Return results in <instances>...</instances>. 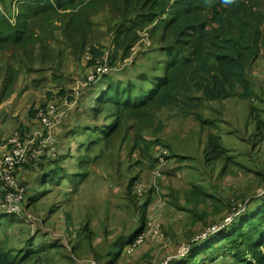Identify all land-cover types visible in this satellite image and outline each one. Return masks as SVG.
<instances>
[{
	"label": "trees",
	"instance_id": "16d2710c",
	"mask_svg": "<svg viewBox=\"0 0 264 264\" xmlns=\"http://www.w3.org/2000/svg\"><path fill=\"white\" fill-rule=\"evenodd\" d=\"M4 1L0 0L2 7L4 5L0 10V54L10 52L13 62L27 71L33 67H40L41 71L45 66L55 69L53 63L63 54L75 62H80L83 56L88 57V67L102 64L98 59L105 46L98 44L95 35L96 27H99L95 17L102 13L113 54L108 64L110 67L117 57L124 60L132 55L133 47L144 32L160 51L147 57L148 67L132 60L131 71L124 73L125 76H97L96 80L101 78L98 87L94 89L96 83L89 86L86 93L91 97L85 102L86 110L75 114L73 120L78 122L72 121L74 126L68 132L78 144L77 151L92 149L99 138H111L130 121L149 123L151 110L157 107L178 108L182 114L188 115V108H198L202 101L242 98L250 102L255 120L253 138L247 139L248 142L253 140L251 151L258 146L264 153V120L251 103L256 99V93L246 75L248 66L258 58L262 45L264 0H18L13 21L9 14L11 8ZM16 78L17 72L7 75L0 101ZM46 95L50 97L52 93ZM64 95L62 92L57 94ZM36 113L35 109H30L32 117ZM86 114L89 120L84 119ZM102 114L103 121L100 122L98 117ZM207 121H199L201 129L216 124ZM161 129L158 124L154 130L160 132ZM206 138L201 150L202 169L206 174L213 175L217 170L221 178L228 172L241 174L242 169L250 168L235 160L223 145L221 135L208 132ZM138 142L137 139L133 148ZM141 142L146 147L152 143L145 137ZM163 156L167 162L174 157ZM72 157L78 160V167L88 163L80 155ZM256 160L258 164L249 163L254 164V169L258 168L253 171V180L261 185V190L249 188V198L231 196L221 187L225 200L221 204L215 203V195L196 184L185 193L184 205L178 207L187 211L194 223L200 219L206 223L204 219L208 212L205 207L199 211L198 205H207L208 199H212L210 212L218 214L222 206L227 217L235 216L226 224V216L219 217V224H215L221 226L218 231L202 240L188 242L192 254L171 258L167 264H206L205 260H198L201 256L211 262L222 259L223 264H264V157ZM33 165L31 161L26 166L34 168ZM235 166L239 168L233 171ZM63 170L59 166L41 172L40 181L29 191L24 208L36 201L33 206L41 207L37 206L39 198L36 196L50 192L51 189L44 191L43 185H51ZM71 174L70 181H74V176L82 178L86 172L77 170ZM131 181L128 192L134 178ZM241 202L255 206H241ZM139 204L127 234L102 245L100 251H92L93 258L87 261L78 260L75 255L77 247L65 246L61 239L48 235L45 227L36 225L33 231L19 232L18 226L26 225L20 216L7 215L6 220L5 214H0V264H116L123 252L121 247L135 244L139 237H143L142 242L145 239L148 199L144 206ZM49 210L45 212L44 220L35 223H44L51 213ZM11 226H14V234L9 232ZM68 229L65 227L63 231L66 233ZM88 231L91 232L88 220L77 226V232L84 233L87 238ZM185 234L193 235L192 232Z\"/></svg>",
	"mask_w": 264,
	"mask_h": 264
},
{
	"label": "rangeland",
	"instance_id": "374dc122",
	"mask_svg": "<svg viewBox=\"0 0 264 264\" xmlns=\"http://www.w3.org/2000/svg\"><path fill=\"white\" fill-rule=\"evenodd\" d=\"M9 14L12 15V11ZM104 16L102 13L95 17L100 27H96L95 35L98 44L105 46L98 63L102 62L110 68L106 75L122 77L127 75L124 73L129 74L132 60L148 67L150 63L147 57L160 51L145 32L141 33L129 58L119 60L117 57L114 65H108L113 54L109 35L105 34ZM261 30L260 53L248 66L246 75L256 93V99L251 103L264 120V24ZM66 55L57 59L58 66L57 61L53 63L55 69L45 66L41 71L40 67L27 71L13 62L10 52L0 54V96L7 75L17 72V78L4 91L5 96L0 101V141L12 133L34 140L30 145L33 156H29L17 169L20 184L27 186L28 190L36 188L41 172L63 167V173L56 176L51 185L45 184L42 187L44 191H51L36 196L39 198L37 206H42L34 207L36 201L24 208V211L32 210L33 221H42L45 212L53 208L49 210L52 214L48 213V219L37 225L45 227L48 235L61 239L65 246H76L75 255L78 260L92 259V251H100L102 245L110 244L119 236L127 234L136 206L139 203L144 206L147 199L145 239L142 242L143 237H139L135 244L121 247L123 252L116 264H167L171 258L173 260L179 255H191L190 249L185 253L190 248L188 242L201 235L210 225L219 224V217H227L226 209L222 206L218 214L210 212L212 199H208L207 205L200 207H205L208 212L204 219L206 223L203 222L205 227H196L190 236L186 232L177 231L182 223L189 222L187 211L178 206L184 205L185 193L192 185L207 188L215 195L213 202L220 204L226 196L221 187L228 190L231 196L242 195L245 198L251 197V193L248 194L249 188L261 190V185L253 180V171L258 168L254 169V164L249 162L258 164L255 158L263 160L264 153L258 146L251 151L253 140L248 142L247 139L253 138L255 120L250 102L242 98L202 101L198 108H188V115L182 114L178 108L157 107L151 110L149 123L130 121L126 128L116 132L110 139L99 138L92 149L82 148L77 151L78 144L73 141V134L68 132L74 126L72 121L75 124L78 122L73 120L75 114L86 110L85 102L91 97V94L86 93L87 89L92 83H96V89L101 78L88 80L95 69L87 66L88 57L83 56L80 62H75ZM47 92L52 95L47 97ZM61 92L65 95L57 96ZM30 109L37 111L33 117ZM39 111L45 114L49 125L43 122L38 115ZM103 116L98 117L100 122ZM84 119L89 120L87 114ZM206 120L216 124L201 129L199 121ZM158 124L162 129L155 132ZM208 132L221 135L223 145L235 156V160L253 169L245 166L248 169H242L241 174L228 172L221 178L217 170L213 175L206 174L202 169L204 161L201 150L206 144ZM143 137L149 143L152 142L150 147L141 142ZM137 139L139 144L133 148ZM75 155L85 157L87 165L78 167V160L72 157ZM163 155L175 158L167 162L163 160ZM31 161L34 168L26 166ZM238 168L235 166L232 170ZM77 170L79 173L86 172V175L82 178L76 175L72 178L74 181H70L71 173H77ZM132 178L134 184L128 192L127 187L132 183ZM249 205L255 206L241 202V206ZM87 220L91 229L88 238L84 233L77 232V226ZM13 227L9 229L10 234H14ZM65 227L69 228L66 233L63 231ZM3 231L6 232L5 228ZM198 260H205L206 264H223L222 259L211 262L206 256L198 257Z\"/></svg>",
	"mask_w": 264,
	"mask_h": 264
},
{
	"label": "built area",
	"instance_id": "2783aa9c",
	"mask_svg": "<svg viewBox=\"0 0 264 264\" xmlns=\"http://www.w3.org/2000/svg\"><path fill=\"white\" fill-rule=\"evenodd\" d=\"M0 10H3L0 4ZM16 13V8L12 11L11 21L13 15ZM110 68L106 64L97 65L89 78L94 80L97 76L108 74ZM90 81V80H89ZM42 117L43 122L49 125L45 119V114L42 111L38 112ZM34 140L22 138L18 133H14L7 139V148L4 154H0V214L5 215H21L24 212V205L30 190L27 186L20 184L17 178V169L23 165L29 156H33L30 149ZM235 215L228 216L224 220V224L229 223ZM26 221L32 226L36 220L30 213L25 214ZM221 226L213 225L207 228L201 235L197 236L196 240H202L210 234L218 231ZM189 248L185 250V253Z\"/></svg>",
	"mask_w": 264,
	"mask_h": 264
},
{
	"label": "crops",
	"instance_id": "0c3cea01",
	"mask_svg": "<svg viewBox=\"0 0 264 264\" xmlns=\"http://www.w3.org/2000/svg\"><path fill=\"white\" fill-rule=\"evenodd\" d=\"M5 2V4L7 5V6H9L11 9H10V11H13L14 9H15V7H16V4H17V2H18V0H5L4 1ZM3 9H4V5H3ZM13 134V133H12ZM12 134H10V135H12ZM10 135H8V136H6V138H4L3 140H1L0 141V154H4L5 153V151H6V148H7V139L9 138V136ZM1 139V138H0ZM162 207V206H161ZM28 208V207H27ZM198 210L200 211L201 210V208H200V206L198 205ZM31 212H32V210H31ZM31 212H29V211H24L21 215H19L22 219H24V221H25V223H26V225L25 224H21V225H19L18 226V228H19V232H28V230L29 231H33L34 230V228H35V226L37 225L36 223H34V225H30L27 221H26V219L24 218L25 217V214L26 213H30L31 214ZM188 223H186V224H181L180 226H179V229L177 230V231H179V232H194L195 230H196V227H198L197 229H199L200 227H205V224L203 223L204 221H203V219H200V220H198L196 223H194V220L192 219V217L191 216H189V219H188ZM196 238H197V236H196ZM196 238L193 240V241H196ZM174 243H176V242H174Z\"/></svg>",
	"mask_w": 264,
	"mask_h": 264
}]
</instances>
